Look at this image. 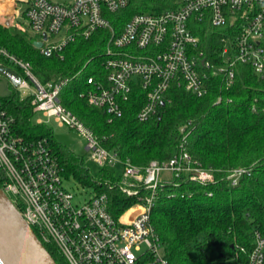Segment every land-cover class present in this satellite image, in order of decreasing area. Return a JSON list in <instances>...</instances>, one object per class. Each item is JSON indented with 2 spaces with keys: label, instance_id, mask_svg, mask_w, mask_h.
Instances as JSON below:
<instances>
[{
  "label": "built area",
  "instance_id": "built-area-1",
  "mask_svg": "<svg viewBox=\"0 0 264 264\" xmlns=\"http://www.w3.org/2000/svg\"><path fill=\"white\" fill-rule=\"evenodd\" d=\"M21 1L26 3L23 13L30 28L39 36L35 39L43 41L40 53L46 57L63 58L71 43L106 33L103 59L85 78L83 95L110 119L121 117L128 102L140 93L137 118L160 119L163 104L172 99V88L202 96L217 76L230 88L240 64L264 76V0ZM12 2L0 0V10H11L14 20ZM129 6L137 9L125 15ZM199 23L208 24L212 32L218 30L220 47L212 46L211 54L196 33ZM0 56L8 64L0 63L17 73L0 74V84L9 78L14 88L32 90L34 112L42 111L60 125L78 130L87 138L91 159L100 166L114 168L121 162L122 173L114 185L136 198L118 216L109 209L106 191L75 203L74 193L63 184L64 168L46 139L18 133L15 118L0 99V186L42 242L54 245L69 264H173L151 218L159 189L182 176L208 184L215 179L213 169L194 159L183 143L164 161L138 165L123 158L62 103L61 91L69 78L42 82L31 61L1 44ZM164 171L171 177L164 178ZM247 171L232 168L227 178L236 185ZM253 235L250 249L240 247L246 253L242 264H264V233L255 230Z\"/></svg>",
  "mask_w": 264,
  "mask_h": 264
},
{
  "label": "trees",
  "instance_id": "trees-1",
  "mask_svg": "<svg viewBox=\"0 0 264 264\" xmlns=\"http://www.w3.org/2000/svg\"><path fill=\"white\" fill-rule=\"evenodd\" d=\"M136 9L129 6L123 13ZM196 33L208 54L212 46L220 47L215 28L212 32L208 24L199 23ZM106 39V33L100 31L89 39L71 43L63 58L46 57L25 34L0 22V44L31 61L42 82L69 78L61 91L62 103L107 148L135 164L147 165L153 159L171 158L183 143L194 159L213 169L215 179L208 184L182 176L159 189L151 218L165 255L173 264L244 263L246 253L240 247H252L255 230L264 233V76L256 74L250 65L240 64L230 88L225 87L221 76L213 77L208 92L202 96L186 88H172V99L163 104L160 119L137 118L141 93L128 102L121 117L110 119L104 109L90 105L83 95L85 78L103 59ZM213 60L218 61L215 56ZM0 62L8 64L1 56ZM81 68L83 71L77 74ZM0 99L15 118L18 133L30 139H46L65 175L73 174L81 181L88 179L82 159L67 145L54 140L46 121L33 119L32 95L22 96L13 88L10 95ZM235 167L249 171L232 185L227 175ZM103 175L106 180H93L95 190L108 193L109 209L118 216L136 198L114 185L113 172L104 171ZM46 246L59 264H69L54 245Z\"/></svg>",
  "mask_w": 264,
  "mask_h": 264
},
{
  "label": "rangeland",
  "instance_id": "rangeland-1",
  "mask_svg": "<svg viewBox=\"0 0 264 264\" xmlns=\"http://www.w3.org/2000/svg\"><path fill=\"white\" fill-rule=\"evenodd\" d=\"M53 1L57 2L60 0ZM12 6L15 9L14 20L13 17L10 16L11 10L7 11L6 9L5 12L0 10V19L4 20V22H7V19L9 17V27L11 29H13L14 31L17 29L20 32L28 34L32 38H38L39 36L32 31L27 18L24 16L23 11L26 8V3L22 2L21 0H13ZM20 93L22 96H27L32 94V90L27 89L23 91L22 89H20ZM38 117L42 118L50 125L54 140L67 145L79 156V158L82 159L84 163V167L86 168L88 174V179L85 178V181H81L78 180L73 174H71L70 176L65 175L63 178L64 186L67 189L71 190L75 195V203L82 204L95 194L96 190L93 180H106L107 177H104L103 175L104 171H113L115 179H118V177L121 175V162L117 163L114 168H105L91 159L90 151L86 147L87 138L82 135L78 130L68 125H60L53 116L49 117L45 115L42 111H37L34 113L33 119L36 120ZM162 176L164 178H170L171 173L169 171H164Z\"/></svg>",
  "mask_w": 264,
  "mask_h": 264
},
{
  "label": "water",
  "instance_id": "water-1",
  "mask_svg": "<svg viewBox=\"0 0 264 264\" xmlns=\"http://www.w3.org/2000/svg\"><path fill=\"white\" fill-rule=\"evenodd\" d=\"M42 44L41 40L34 41L36 47ZM7 73L17 75L13 68L0 63V74L7 76ZM8 86L9 78H5L0 84V96L12 93ZM0 264H59L1 186Z\"/></svg>",
  "mask_w": 264,
  "mask_h": 264
},
{
  "label": "crops",
  "instance_id": "crops-1",
  "mask_svg": "<svg viewBox=\"0 0 264 264\" xmlns=\"http://www.w3.org/2000/svg\"><path fill=\"white\" fill-rule=\"evenodd\" d=\"M4 1L6 2V0H3V3H1V4H4ZM7 5V4H6ZM5 5V6H6ZM3 7H4V5H3ZM9 20H7V22H4V20H1L0 19V22L2 23V24H4L5 26H10V24H9V22H8ZM23 33V32H22ZM23 34H25L26 35V37H28L29 39H31L32 40V42H33V44H34V41L36 40L35 38H32V37H30L28 34H26V33H23ZM8 88H14L13 86H11V85H9L8 86ZM36 121H38V122H43L44 120L42 119V118H37L36 119Z\"/></svg>",
  "mask_w": 264,
  "mask_h": 264
},
{
  "label": "bare ground",
  "instance_id": "bare-ground-1",
  "mask_svg": "<svg viewBox=\"0 0 264 264\" xmlns=\"http://www.w3.org/2000/svg\"><path fill=\"white\" fill-rule=\"evenodd\" d=\"M9 22V21H8Z\"/></svg>",
  "mask_w": 264,
  "mask_h": 264
}]
</instances>
